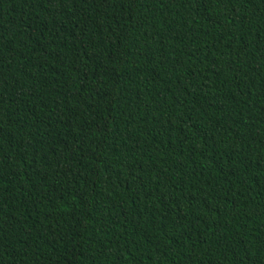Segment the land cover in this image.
<instances>
[{
    "label": "trees",
    "instance_id": "16d2710c",
    "mask_svg": "<svg viewBox=\"0 0 264 264\" xmlns=\"http://www.w3.org/2000/svg\"><path fill=\"white\" fill-rule=\"evenodd\" d=\"M0 264H264V0H0Z\"/></svg>",
    "mask_w": 264,
    "mask_h": 264
}]
</instances>
